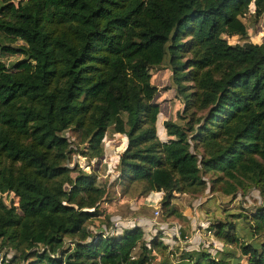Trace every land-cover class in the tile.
Listing matches in <instances>:
<instances>
[{
	"label": "trees",
	"instance_id": "16d2710c",
	"mask_svg": "<svg viewBox=\"0 0 264 264\" xmlns=\"http://www.w3.org/2000/svg\"><path fill=\"white\" fill-rule=\"evenodd\" d=\"M249 4L264 13V0H0V55H21L0 58V251H15L0 264H153L158 234L102 235L106 213L89 227L106 185L69 158L100 157L108 128L125 137L104 148L116 150L114 183L161 192L168 214L177 193L258 191L253 211L230 213L241 224H211L228 245L218 256L182 250L159 264H264V39L227 40L247 35ZM164 57L181 108L160 139L149 69Z\"/></svg>",
	"mask_w": 264,
	"mask_h": 264
},
{
	"label": "rangeland",
	"instance_id": "374dc122",
	"mask_svg": "<svg viewBox=\"0 0 264 264\" xmlns=\"http://www.w3.org/2000/svg\"><path fill=\"white\" fill-rule=\"evenodd\" d=\"M244 22L247 35L240 37L233 35L227 37L230 42H242L251 40L260 42L264 39V13L255 16L252 4H249L248 9L241 16ZM19 53L0 55V58L9 65L11 62L19 59ZM166 57L163 58L160 64L149 69L151 72V80L157 86V91L154 100L159 104V110L164 113L165 117H174L176 108L180 110V99L176 96V92L172 87H167L169 84V73L166 69ZM177 111V110H176ZM159 112V113H160ZM73 140H77L74 133L66 131ZM111 138V130L108 128L101 141L103 154L96 158H87L78 152H72L69 158V165H77L85 171H93L96 174V180L99 183L106 185V193L99 203V210L102 212L100 216H95L90 219V229H97L100 220H104L103 214H108L103 207L105 203L112 201L113 197L120 195L126 197V203H123L119 209H114L113 212L118 213L130 225L138 224L143 228V238L148 240L152 236L158 234V238L165 244V247H158L152 251L151 260L153 264H159L160 261H175L182 250H206L214 256H218L223 248H228V245H223L213 234V229L210 227L216 220H237L241 224V220L232 216L230 213H250L254 210L261 200L257 189L253 187L245 188L232 195H223L217 191H208L207 188L202 193H177L171 198L179 215L174 216L168 214L167 207H161L158 204V198L154 196L142 201L144 195L141 193L139 184L131 185V189L127 193H122L120 188L115 187L114 183V165L116 164V150L109 147L104 156L105 145L108 144ZM111 141V140H110ZM113 142V141H112ZM108 149V148H107ZM205 178L213 176L211 172L203 174ZM113 179V180H112ZM4 200L9 202L14 196L4 195ZM131 199L134 207L130 208L127 202ZM117 199V198H116ZM152 205H157L159 210L157 215H154ZM104 211V212H103ZM108 212V213H107ZM112 214V213H111ZM134 217V218H131ZM258 239L264 240V236ZM139 250L138 245L133 248L132 253L136 254ZM234 251V250H233ZM4 252V248L0 253ZM236 252V251H234ZM15 253L12 249H8L4 254L6 258L11 259Z\"/></svg>",
	"mask_w": 264,
	"mask_h": 264
},
{
	"label": "crops",
	"instance_id": "0c3cea01",
	"mask_svg": "<svg viewBox=\"0 0 264 264\" xmlns=\"http://www.w3.org/2000/svg\"><path fill=\"white\" fill-rule=\"evenodd\" d=\"M164 118H167V117H165L164 113H161L160 112L159 113V118H158L157 123H156L157 135H158V137L160 139H165L166 138V134L164 132V129L161 126V121ZM117 137H119V140L117 142L119 144L118 150H120L125 145V137L122 134H119V132H111V138H110V140L115 139ZM113 172H114V175H116V170L115 169L113 170ZM115 187H117L116 186V183H115ZM160 193L161 192H157V191L148 192L146 195H144L142 201H146L147 199H149L151 197L153 199L154 196H156V198H159L160 197ZM151 195H154V196H151ZM126 200L127 199H126L125 196L121 197L120 195L118 196V194H117V197L116 196L113 197L112 198V201H110L109 203H105L104 204L103 207L105 208L106 211H109V213L108 212L107 213H108V215H110L112 217V220L113 219H117V218H122L121 216L118 215V213L113 212V210L114 209H119L123 203H126ZM128 204H129L130 208H133L134 207V204H133V202H131V199L130 198H129V201L127 202V205ZM131 218H134V217H131ZM126 226H130V224L128 222H126V223H120L119 228L116 230V232L121 231V229L122 228H125Z\"/></svg>",
	"mask_w": 264,
	"mask_h": 264
},
{
	"label": "built area",
	"instance_id": "2783aa9c",
	"mask_svg": "<svg viewBox=\"0 0 264 264\" xmlns=\"http://www.w3.org/2000/svg\"><path fill=\"white\" fill-rule=\"evenodd\" d=\"M153 207V212H154V215H157L159 210L157 208V205H152ZM126 220H124L123 218H117V219H113L110 223V225L104 230L102 229V235H105L107 233H113L115 232L118 228H119V225L120 223H124Z\"/></svg>",
	"mask_w": 264,
	"mask_h": 264
}]
</instances>
